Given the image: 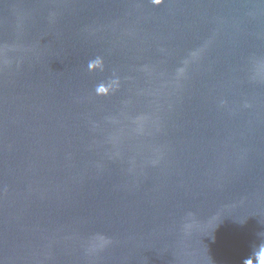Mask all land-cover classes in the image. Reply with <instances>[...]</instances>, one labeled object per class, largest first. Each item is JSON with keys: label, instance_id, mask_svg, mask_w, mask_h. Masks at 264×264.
<instances>
[{"label": "water", "instance_id": "water-1", "mask_svg": "<svg viewBox=\"0 0 264 264\" xmlns=\"http://www.w3.org/2000/svg\"><path fill=\"white\" fill-rule=\"evenodd\" d=\"M264 0H0V264H258Z\"/></svg>", "mask_w": 264, "mask_h": 264}, {"label": "clouds", "instance_id": "clouds-1", "mask_svg": "<svg viewBox=\"0 0 264 264\" xmlns=\"http://www.w3.org/2000/svg\"><path fill=\"white\" fill-rule=\"evenodd\" d=\"M157 2H159V0H157ZM248 264H251V262L249 261ZM258 264H264V249L261 250Z\"/></svg>", "mask_w": 264, "mask_h": 264}]
</instances>
